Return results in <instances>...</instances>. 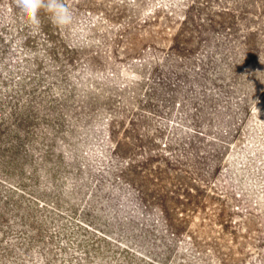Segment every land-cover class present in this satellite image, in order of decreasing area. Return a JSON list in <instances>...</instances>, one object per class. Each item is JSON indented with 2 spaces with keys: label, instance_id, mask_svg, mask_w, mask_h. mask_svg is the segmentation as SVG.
I'll list each match as a JSON object with an SVG mask.
<instances>
[{
  "label": "rangeland",
  "instance_id": "1",
  "mask_svg": "<svg viewBox=\"0 0 264 264\" xmlns=\"http://www.w3.org/2000/svg\"><path fill=\"white\" fill-rule=\"evenodd\" d=\"M0 0V264H264V0Z\"/></svg>",
  "mask_w": 264,
  "mask_h": 264
},
{
  "label": "clouds",
  "instance_id": "2",
  "mask_svg": "<svg viewBox=\"0 0 264 264\" xmlns=\"http://www.w3.org/2000/svg\"><path fill=\"white\" fill-rule=\"evenodd\" d=\"M15 5L32 26H39L41 12L58 28H66L74 21L73 11L65 0H15Z\"/></svg>",
  "mask_w": 264,
  "mask_h": 264
}]
</instances>
